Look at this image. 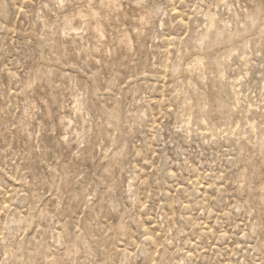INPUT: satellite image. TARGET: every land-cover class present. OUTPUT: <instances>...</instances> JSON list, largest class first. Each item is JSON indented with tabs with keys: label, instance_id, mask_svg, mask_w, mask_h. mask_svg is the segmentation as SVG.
I'll list each match as a JSON object with an SVG mask.
<instances>
[{
	"label": "rangeland",
	"instance_id": "obj_1",
	"mask_svg": "<svg viewBox=\"0 0 264 264\" xmlns=\"http://www.w3.org/2000/svg\"><path fill=\"white\" fill-rule=\"evenodd\" d=\"M0 264H264V0H0Z\"/></svg>",
	"mask_w": 264,
	"mask_h": 264
},
{
	"label": "bare ground",
	"instance_id": "obj_2",
	"mask_svg": "<svg viewBox=\"0 0 264 264\" xmlns=\"http://www.w3.org/2000/svg\"><path fill=\"white\" fill-rule=\"evenodd\" d=\"M214 25L213 24H210V27H213Z\"/></svg>",
	"mask_w": 264,
	"mask_h": 264
}]
</instances>
